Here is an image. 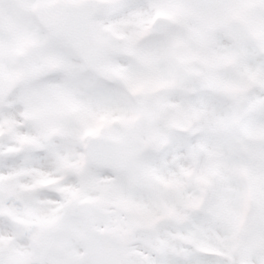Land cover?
<instances>
[{
	"label": "rangeland",
	"instance_id": "rangeland-1",
	"mask_svg": "<svg viewBox=\"0 0 264 264\" xmlns=\"http://www.w3.org/2000/svg\"><path fill=\"white\" fill-rule=\"evenodd\" d=\"M79 1L35 0L29 7L47 24ZM159 15L172 21L168 48L127 49L141 69L129 72L122 61L113 70L135 105L93 124L77 144L30 156L54 134L60 141L67 134L56 128L41 138L27 113L0 114V211L17 219L0 221L9 264H34L35 257L37 264H90L81 237L93 227L122 234L124 264H264V0H146L97 23L116 40L138 44L153 34ZM235 17L250 25L258 45L231 42L226 25ZM38 46L13 25L0 33V95L28 72L16 59ZM235 89L240 104L229 96ZM94 134L118 139L120 169L88 164L84 147ZM69 205L81 207L82 218L66 216ZM202 210L209 218L189 224ZM54 226L61 233L39 256L30 240Z\"/></svg>",
	"mask_w": 264,
	"mask_h": 264
},
{
	"label": "snow or ice",
	"instance_id": "snow-or-ice-1",
	"mask_svg": "<svg viewBox=\"0 0 264 264\" xmlns=\"http://www.w3.org/2000/svg\"><path fill=\"white\" fill-rule=\"evenodd\" d=\"M34 2L0 0V33L10 24L18 33L39 41V46L29 56L16 59L29 75L8 95H0V114L27 113L30 116L28 127L41 138L51 129L65 132L67 140L52 137L42 150L28 153L46 158L62 143L77 144L79 137L93 124L107 122L113 113L135 105L113 70L124 61L129 72L139 71L141 64L127 49L168 48L167 37L174 29L162 24L151 36L136 44L131 39L116 40L97 23H108L118 13L139 10L146 0H121L115 6L85 0L79 8L63 6L58 9L63 13V20L55 25L46 24L30 10ZM101 41H107V45ZM90 142L94 150L104 143L103 139ZM208 218L207 211L202 210L193 214L189 224ZM260 251L264 254V250ZM0 264H5L3 257ZM172 264H208V261L189 259Z\"/></svg>",
	"mask_w": 264,
	"mask_h": 264
},
{
	"label": "water",
	"instance_id": "water-1",
	"mask_svg": "<svg viewBox=\"0 0 264 264\" xmlns=\"http://www.w3.org/2000/svg\"><path fill=\"white\" fill-rule=\"evenodd\" d=\"M77 8V7H76ZM63 20V15L58 19H54L50 24H59ZM168 25L169 22L163 18L157 21V27L160 25ZM229 31L231 37L237 43H243L245 41L256 42L255 37L247 31L245 25L238 19L233 20L229 26ZM29 54H23L22 57H27ZM29 74H24L19 76L14 83L17 87L23 80L27 78ZM103 139V145L99 146L97 149H93L90 141ZM88 144L87 157L93 165L100 167H110L117 168L121 164V153L113 138L96 136L91 139ZM0 217L10 219V214L0 213ZM58 229H54L50 232L49 238L53 237L57 233ZM110 240V245L112 248L103 249L101 246V241ZM83 242L85 245L86 253L93 264H122L121 258L124 255L123 247L124 241L114 234L102 233V232H88L83 237ZM40 246V241L36 242ZM36 244V247H37ZM43 245V244H42ZM48 247V244H44L40 249L43 251Z\"/></svg>",
	"mask_w": 264,
	"mask_h": 264
}]
</instances>
